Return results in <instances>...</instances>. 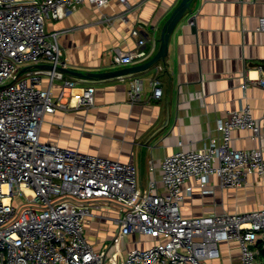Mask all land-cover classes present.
Listing matches in <instances>:
<instances>
[{
    "label": "built area",
    "instance_id": "1",
    "mask_svg": "<svg viewBox=\"0 0 264 264\" xmlns=\"http://www.w3.org/2000/svg\"><path fill=\"white\" fill-rule=\"evenodd\" d=\"M110 1L0 0V264H107L109 248L134 232L154 242L128 250L124 264H209L221 257L222 242L236 243L239 264H259L264 201L251 210L191 216L181 212V203L196 187L208 191L212 176L223 187H240L250 174L264 175L262 149L234 147L231 135L233 128H246L260 142L264 114L255 117L244 105L231 110L219 134L200 146L177 140L174 151L159 160V176L149 167L145 189L130 162L40 138L46 114L88 108L95 93L93 85H81L62 70V31L47 32L46 20L60 19L83 2L104 7ZM114 1L130 7L129 0ZM118 16L126 19L123 12ZM186 21L191 24L193 17ZM256 30H264V17ZM130 35L134 46L114 48V63L134 65L153 54L156 38L137 27ZM44 61L49 65L39 66ZM153 67L149 84L158 99L163 66ZM251 81L264 88V73ZM142 90L143 79L131 78L128 99L138 101ZM112 206L116 230L110 243L97 248L85 235V222L95 208Z\"/></svg>",
    "mask_w": 264,
    "mask_h": 264
},
{
    "label": "crops",
    "instance_id": "2",
    "mask_svg": "<svg viewBox=\"0 0 264 264\" xmlns=\"http://www.w3.org/2000/svg\"><path fill=\"white\" fill-rule=\"evenodd\" d=\"M129 2L128 9L114 0L104 7L83 2L60 19L46 20L47 32L62 31L58 40L65 67L81 72L123 67L113 62V49L134 46L132 27L158 40L162 22L179 0ZM122 12L126 19L118 16ZM188 16L193 17L196 32L187 23ZM261 17L264 0H192L169 38L167 56L155 63L163 66L159 73L161 98L151 95L149 79L155 74L154 64L141 71L105 78L65 72L81 85L94 86V104L46 114L40 138L130 162L135 167L138 186L145 189L152 176L149 167L152 164L159 176V160L174 151L177 140L200 146L219 134L222 120L231 110L244 105L255 117L264 114V88L250 82L264 73L260 65L264 63V30H256ZM158 45L159 42L153 54ZM48 65L44 61L39 66ZM135 76L143 79V90L140 99L131 102L127 91ZM59 89L56 81L54 93ZM231 135L234 147H260L264 152V139L259 142L252 138L248 129L233 128ZM206 189L196 187L184 199V215L255 209L264 201V175L252 173L240 187H223L212 176ZM115 210L113 206L95 208L86 220L85 235L95 247L110 243L116 230ZM153 242L149 235L130 233L119 245L109 248L107 264H124L128 250ZM220 246L221 257L209 264H239L236 243L222 242Z\"/></svg>",
    "mask_w": 264,
    "mask_h": 264
},
{
    "label": "water",
    "instance_id": "3",
    "mask_svg": "<svg viewBox=\"0 0 264 264\" xmlns=\"http://www.w3.org/2000/svg\"><path fill=\"white\" fill-rule=\"evenodd\" d=\"M191 1L192 0H179V2L175 5V7L168 15V17L162 22L158 37V42H159L158 48L155 51V53L146 61L134 65H127L105 71L81 72V71L69 69L67 67H62V70L64 72H69L71 74L80 77L105 78V77L119 76V75L141 71L147 69L148 67L155 64L159 60H164L168 53L169 38L173 33L174 29L176 28V26L179 24L180 21H182L187 11L190 9ZM190 26H191V30L193 32H196V24L194 22V19ZM260 65L264 66V63Z\"/></svg>",
    "mask_w": 264,
    "mask_h": 264
},
{
    "label": "trees",
    "instance_id": "4",
    "mask_svg": "<svg viewBox=\"0 0 264 264\" xmlns=\"http://www.w3.org/2000/svg\"><path fill=\"white\" fill-rule=\"evenodd\" d=\"M259 264H264V252L262 250L259 253Z\"/></svg>",
    "mask_w": 264,
    "mask_h": 264
},
{
    "label": "rangeland",
    "instance_id": "5",
    "mask_svg": "<svg viewBox=\"0 0 264 264\" xmlns=\"http://www.w3.org/2000/svg\"><path fill=\"white\" fill-rule=\"evenodd\" d=\"M114 215L116 216V215H117V212H115ZM111 221H112V223H113V220H111ZM113 225H114V223H113ZM110 240H111V239H110ZM109 242H110V241H109Z\"/></svg>",
    "mask_w": 264,
    "mask_h": 264
}]
</instances>
